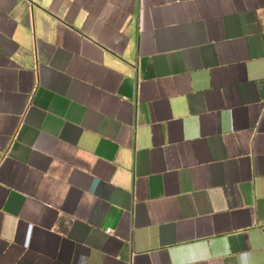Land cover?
<instances>
[{
  "label": "crops",
  "instance_id": "0c3cea01",
  "mask_svg": "<svg viewBox=\"0 0 264 264\" xmlns=\"http://www.w3.org/2000/svg\"><path fill=\"white\" fill-rule=\"evenodd\" d=\"M0 264H264V0H0Z\"/></svg>",
  "mask_w": 264,
  "mask_h": 264
},
{
  "label": "built area",
  "instance_id": "2783aa9c",
  "mask_svg": "<svg viewBox=\"0 0 264 264\" xmlns=\"http://www.w3.org/2000/svg\"><path fill=\"white\" fill-rule=\"evenodd\" d=\"M108 232H111V229H107Z\"/></svg>",
  "mask_w": 264,
  "mask_h": 264
}]
</instances>
